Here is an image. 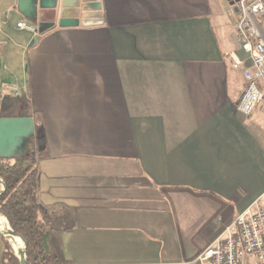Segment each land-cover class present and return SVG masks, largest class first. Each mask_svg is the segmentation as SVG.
<instances>
[{
	"label": "crops",
	"instance_id": "1",
	"mask_svg": "<svg viewBox=\"0 0 264 264\" xmlns=\"http://www.w3.org/2000/svg\"><path fill=\"white\" fill-rule=\"evenodd\" d=\"M229 2L57 0L32 33L0 0V111L25 105L0 117L33 119L55 263L199 264L264 195V109L236 110Z\"/></svg>",
	"mask_w": 264,
	"mask_h": 264
},
{
	"label": "built area",
	"instance_id": "2",
	"mask_svg": "<svg viewBox=\"0 0 264 264\" xmlns=\"http://www.w3.org/2000/svg\"><path fill=\"white\" fill-rule=\"evenodd\" d=\"M231 8L234 40L241 53V56L230 55L231 67L240 72L245 82L236 110L243 116H250L257 108L264 109V0H236ZM16 26L36 33L35 25L26 19L20 20ZM6 88L15 97L19 96L15 85ZM0 235L10 242L8 232L0 230ZM16 255L18 258L19 254ZM197 262L264 264V195L224 225L198 255Z\"/></svg>",
	"mask_w": 264,
	"mask_h": 264
},
{
	"label": "trees",
	"instance_id": "3",
	"mask_svg": "<svg viewBox=\"0 0 264 264\" xmlns=\"http://www.w3.org/2000/svg\"><path fill=\"white\" fill-rule=\"evenodd\" d=\"M37 174V160L30 152L17 158H0V181L4 186L0 191V217L23 241L27 264H63L55 263L47 246L52 216L32 198ZM2 264H20L7 241Z\"/></svg>",
	"mask_w": 264,
	"mask_h": 264
},
{
	"label": "water",
	"instance_id": "4",
	"mask_svg": "<svg viewBox=\"0 0 264 264\" xmlns=\"http://www.w3.org/2000/svg\"><path fill=\"white\" fill-rule=\"evenodd\" d=\"M228 1H230L229 4L232 6L236 0ZM56 3L57 0H17L16 11L24 19L36 25L38 11L53 9ZM33 135L34 125L31 117H0V158H17L26 155ZM0 185V191H2L4 186L1 181ZM7 232L9 235L17 237L10 229ZM24 253L25 246L22 251H19L18 260L20 264H27Z\"/></svg>",
	"mask_w": 264,
	"mask_h": 264
},
{
	"label": "rangeland",
	"instance_id": "5",
	"mask_svg": "<svg viewBox=\"0 0 264 264\" xmlns=\"http://www.w3.org/2000/svg\"><path fill=\"white\" fill-rule=\"evenodd\" d=\"M228 16L231 17V22H230V20H229V22H230V24L233 25L234 14L231 13V14H228ZM228 31L230 33H233V30H231V28H228ZM242 85L245 87V82H244L243 79L241 81H239V86L241 87ZM8 102H9V104L11 106L10 108L8 106H6V104ZM16 105H17L18 108L13 111L12 108L15 107ZM7 108H9V109H7ZM24 108H25V105L22 104V101L21 100H14V102L13 101H7V100H5L4 103H3V105H2V110L0 111V114L1 115H16V114L22 113L23 110H24ZM0 219H2V217H0ZM9 243L11 244V247L13 249V246H12L11 241ZM13 252L15 254V251H13ZM15 256L17 257L16 254H15Z\"/></svg>",
	"mask_w": 264,
	"mask_h": 264
},
{
	"label": "bare ground",
	"instance_id": "6",
	"mask_svg": "<svg viewBox=\"0 0 264 264\" xmlns=\"http://www.w3.org/2000/svg\"><path fill=\"white\" fill-rule=\"evenodd\" d=\"M0 229L1 231L7 234V230H6L7 228L5 226V220L3 218L0 219ZM8 237L10 238V241L12 243L13 250L15 251L16 254H19V251H22L24 247L22 241L18 237H13L11 235H9Z\"/></svg>",
	"mask_w": 264,
	"mask_h": 264
}]
</instances>
